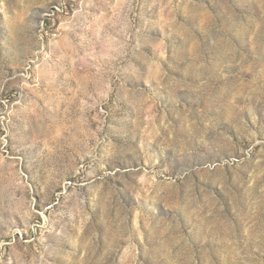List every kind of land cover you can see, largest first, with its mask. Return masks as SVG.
Returning a JSON list of instances; mask_svg holds the SVG:
<instances>
[{"label":"rangeland","instance_id":"rangeland-1","mask_svg":"<svg viewBox=\"0 0 264 264\" xmlns=\"http://www.w3.org/2000/svg\"><path fill=\"white\" fill-rule=\"evenodd\" d=\"M0 264H264V0H0Z\"/></svg>","mask_w":264,"mask_h":264}]
</instances>
